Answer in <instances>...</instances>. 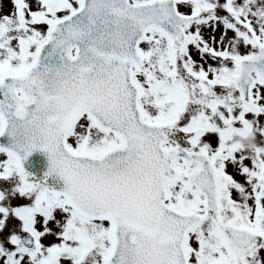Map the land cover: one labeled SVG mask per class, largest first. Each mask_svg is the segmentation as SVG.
Listing matches in <instances>:
<instances>
[{"label":"snow or ice","instance_id":"obj_1","mask_svg":"<svg viewBox=\"0 0 264 264\" xmlns=\"http://www.w3.org/2000/svg\"><path fill=\"white\" fill-rule=\"evenodd\" d=\"M13 7L0 264H264V0Z\"/></svg>","mask_w":264,"mask_h":264},{"label":"flooded vegetation","instance_id":"obj_2","mask_svg":"<svg viewBox=\"0 0 264 264\" xmlns=\"http://www.w3.org/2000/svg\"><path fill=\"white\" fill-rule=\"evenodd\" d=\"M12 11H14L13 0H9L8 6L4 10L0 9V16L5 15V14H10ZM206 35H207V33H206ZM194 58L199 60V57L195 56V54H194ZM212 63H215V62H212ZM45 242H47V241H45Z\"/></svg>","mask_w":264,"mask_h":264},{"label":"rangeland","instance_id":"obj_3","mask_svg":"<svg viewBox=\"0 0 264 264\" xmlns=\"http://www.w3.org/2000/svg\"><path fill=\"white\" fill-rule=\"evenodd\" d=\"M9 4V0H0V9L4 10ZM182 11H184L185 9H181ZM230 173L232 172L231 166H229ZM237 179H239L240 177H236Z\"/></svg>","mask_w":264,"mask_h":264},{"label":"water","instance_id":"obj_4","mask_svg":"<svg viewBox=\"0 0 264 264\" xmlns=\"http://www.w3.org/2000/svg\"><path fill=\"white\" fill-rule=\"evenodd\" d=\"M20 203H23L21 199L20 200H17V201H14V206H18V204H20Z\"/></svg>","mask_w":264,"mask_h":264}]
</instances>
